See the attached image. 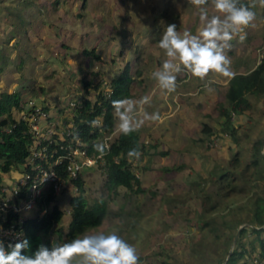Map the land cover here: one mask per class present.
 Segmentation results:
<instances>
[{
	"label": "rangeland",
	"instance_id": "1",
	"mask_svg": "<svg viewBox=\"0 0 264 264\" xmlns=\"http://www.w3.org/2000/svg\"><path fill=\"white\" fill-rule=\"evenodd\" d=\"M20 1L22 3V0H0V40L11 28L5 24L3 7L17 6ZM37 1L40 6L24 11L28 22L24 24L20 46L11 52L15 61H8L5 71L0 74L1 90H17L25 102L32 99L49 107L51 113L61 109L66 111L68 108L63 107L71 101L82 102L85 97L84 75L95 83L111 82L129 62L135 77L131 98L150 95L151 104L145 105L146 111H159L165 117L163 123L146 122L139 130L140 139L147 147L144 160L134 171L145 192L127 198L121 189L110 204L104 222L85 234L117 232L136 246L140 264H161V260L169 255L174 264H216L226 256L228 258V253L236 245L240 227L224 228L230 231L231 240L235 235L231 242L225 240L228 236L223 229L215 233L207 231L204 235L190 232L188 222L175 214L179 209H169L164 199L176 195L186 200L184 208L194 210L199 199L196 196L186 199L192 190L190 181L200 182V176L207 177L212 171L221 172L236 156L243 165L249 160L252 144L258 139L264 140V95L249 96L252 109L237 116V141H233L228 133L221 132L223 118L218 110L219 104L224 102V86L229 79L210 74L214 82L206 88L207 81L181 77L175 93L160 91L151 74L166 59L158 47L163 29L167 24L175 23L178 31L187 29L195 34L200 27L198 8L187 0ZM252 1L256 5V19L246 29L247 38L240 42L237 37L231 42L233 47L229 55L236 73L251 71L264 55V7L258 0ZM209 13L219 14L211 5ZM8 20L11 22L14 18ZM16 42L17 39L12 40V43ZM85 49H95L101 59L88 57ZM20 58L27 60L17 66ZM95 91L91 89L87 94L92 101L96 98ZM204 123L210 124L217 132L211 140H202L205 137L201 131ZM116 131L112 132L113 135L106 133L109 141L113 140ZM222 137L226 138L224 144L220 143ZM97 141L103 142V138ZM166 167L174 170L165 171ZM0 174L2 183L14 182V176ZM102 174L100 168L84 172L86 195L90 199L101 196ZM69 190L57 196L63 208L72 194ZM243 203L242 199L240 204ZM37 211L23 214L34 219ZM134 220L139 221L135 230L128 227V223ZM67 221L65 218L64 227H68ZM253 237L247 235L243 240L252 255L240 260L241 264L244 261L253 264L252 259H260L259 244H249ZM49 238L55 243L64 242L56 234Z\"/></svg>",
	"mask_w": 264,
	"mask_h": 264
},
{
	"label": "trees",
	"instance_id": "2",
	"mask_svg": "<svg viewBox=\"0 0 264 264\" xmlns=\"http://www.w3.org/2000/svg\"><path fill=\"white\" fill-rule=\"evenodd\" d=\"M242 2L248 5L254 4L252 0H242ZM34 6H40L37 0H22V3L20 1L17 6L3 7L6 18L5 24H9L11 28L0 40V74L5 71L8 61H15L12 59L11 52L13 48L20 46V36L24 30V24L28 22L24 11ZM7 18H14V20L10 22ZM14 39H17L15 44L12 43ZM84 53L88 57L94 56L96 59H101L95 49H85ZM26 60V58H20L18 61L21 62L17 66H21ZM82 80L85 97H83L82 105L76 113L75 119L83 128V140L89 143L86 146L88 152L99 154L94 149L95 139L103 137V131L112 133L117 129L111 102L133 96L135 77L132 75L131 63H126L119 75L111 80L108 88L111 91L109 95L104 93L107 87L102 81L95 83L86 75L82 77ZM91 89L96 90L94 101L87 96ZM223 95L224 102L218 106L219 114L223 118L221 132L223 134L228 133L229 139L237 141L238 126L235 125L237 116L252 109L250 95L256 97L264 95V55L251 71L236 73L235 78L229 79L224 86ZM24 103L25 101L19 91L0 89V172L8 173L14 177L22 172L34 142L29 125L19 117V113L24 108ZM45 108L49 109V107ZM97 116L102 117L103 131L99 129L100 127L90 125V122ZM201 131L205 135L202 140L205 138L211 140L217 135L216 130L208 123L202 125ZM224 140L226 138L222 137L220 143L224 144ZM109 145L110 150L104 156L105 164L101 169L104 177L101 196L90 199L86 195L87 190L83 176L71 181L77 186L78 191L69 196L68 204L64 208L60 206L57 195L52 188L44 194V197L39 201V207L41 211L45 210V212L42 215L37 214L34 219L28 218L25 222L24 238L29 239L33 251L41 243L49 246L51 242L55 243L49 238L52 234H56L59 239L65 242L99 227L106 219L110 204L116 199L121 189L124 190V195L127 198L145 192L139 176L133 170L132 164L135 159L130 163L127 156L130 149L139 147L142 156L138 161H135L140 166L144 160L147 146L141 141L139 131L130 135L116 131L115 137ZM263 145V139H258L252 144L249 160L244 165L236 156L228 166L223 167L221 172L212 171L207 177L200 176V182L190 181L189 185L193 191L189 192L186 199H190L192 196L199 199V205L194 210L190 207L184 208L187 205L186 200L176 195L172 194V196H167L164 199L169 209L173 207L179 209L175 214L178 213L188 222L190 232L204 235L207 231L209 233L214 231L215 233L221 229L226 231V228L229 230L240 227V234L231 256L229 258L226 256L227 259L218 261L216 264H241L239 263L240 260L251 257L252 254L243 242L247 235H254L253 239L249 240V244L252 246L256 242L259 244V258L264 261ZM164 170L174 169L166 167ZM61 173L66 175L63 170ZM4 182L2 183L0 174V186H3ZM152 193L156 195V192ZM242 199L244 203L240 204ZM67 210H70V213ZM65 218H68V227L62 225ZM138 226V220H134L131 224L128 223V227L134 230ZM225 235L228 236L225 240L234 241L235 235L234 239L231 240L230 231H226ZM198 243L202 244L203 242L198 241ZM253 249L255 248L253 247ZM169 257L170 255L164 257L161 264H174ZM246 263L247 261H244L242 264Z\"/></svg>",
	"mask_w": 264,
	"mask_h": 264
},
{
	"label": "clouds",
	"instance_id": "3",
	"mask_svg": "<svg viewBox=\"0 0 264 264\" xmlns=\"http://www.w3.org/2000/svg\"><path fill=\"white\" fill-rule=\"evenodd\" d=\"M198 8L200 27L193 34L190 30L178 31L175 23L167 24L158 42L166 59L151 75L162 93L177 91L181 77L207 81L206 88L213 83L210 74L233 79L236 72L229 55L232 41L247 38L246 29L253 25L255 4L248 5L242 0H187ZM264 7V0H258ZM211 5L216 13H209ZM113 116L118 132L130 135L139 131L146 122L163 123L165 117L159 111L149 113L145 105L151 104V96L139 99L124 98L113 100ZM92 126L99 127L100 121L93 120ZM94 149L103 158L110 145L98 142ZM129 162L139 160V147L127 153ZM0 264H140V256L135 245L129 243L117 232L83 234L69 241L41 243L33 251L27 238L18 237L15 243H5L0 239Z\"/></svg>",
	"mask_w": 264,
	"mask_h": 264
},
{
	"label": "built area",
	"instance_id": "4",
	"mask_svg": "<svg viewBox=\"0 0 264 264\" xmlns=\"http://www.w3.org/2000/svg\"><path fill=\"white\" fill-rule=\"evenodd\" d=\"M102 82L107 87L104 93L109 95L110 82ZM81 105L79 100H74L63 107L68 108L66 111L61 109L51 113L32 99L24 103L19 117L29 125L34 142L22 172L13 183H5L0 188V239L6 244L15 243L18 237L24 238L25 222L28 219L24 212L35 209H38L39 215L45 212L40 210L39 201L48 189L52 188L57 196L68 193L69 189L72 193L77 192V186L71 181L82 177L85 170H101L105 164L104 157L99 158V154L89 153L86 149L89 143L83 140V128L75 119ZM94 120L100 121L99 129L103 131L102 117L97 116ZM103 132L101 138L109 144V138L105 136L107 132ZM98 139L94 142L98 143ZM132 165L135 170L137 162L134 160ZM62 170L66 175L61 173ZM67 212L70 213V210ZM251 262L264 264L260 259H252Z\"/></svg>",
	"mask_w": 264,
	"mask_h": 264
},
{
	"label": "water",
	"instance_id": "5",
	"mask_svg": "<svg viewBox=\"0 0 264 264\" xmlns=\"http://www.w3.org/2000/svg\"><path fill=\"white\" fill-rule=\"evenodd\" d=\"M239 234H240V229H239V231H238V235H237V237L239 236ZM232 251H233V250L230 251V253H229V257L231 256ZM229 257H228V258H229Z\"/></svg>",
	"mask_w": 264,
	"mask_h": 264
},
{
	"label": "crops",
	"instance_id": "6",
	"mask_svg": "<svg viewBox=\"0 0 264 264\" xmlns=\"http://www.w3.org/2000/svg\"><path fill=\"white\" fill-rule=\"evenodd\" d=\"M258 63H259V62H258ZM256 66H257V64H256ZM256 66H255V67H256Z\"/></svg>",
	"mask_w": 264,
	"mask_h": 264
}]
</instances>
